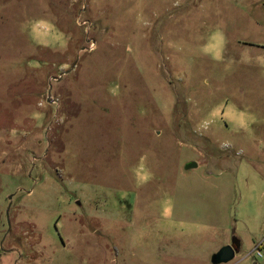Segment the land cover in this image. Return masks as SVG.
<instances>
[{
  "label": "rangeland",
  "instance_id": "rangeland-1",
  "mask_svg": "<svg viewBox=\"0 0 264 264\" xmlns=\"http://www.w3.org/2000/svg\"><path fill=\"white\" fill-rule=\"evenodd\" d=\"M262 233L264 0H0V264H264Z\"/></svg>",
  "mask_w": 264,
  "mask_h": 264
},
{
  "label": "water",
  "instance_id": "water-1",
  "mask_svg": "<svg viewBox=\"0 0 264 264\" xmlns=\"http://www.w3.org/2000/svg\"><path fill=\"white\" fill-rule=\"evenodd\" d=\"M196 163L193 161L185 162L183 165V169H188L191 167H195ZM238 248V240L232 238L229 243L220 246L215 252H213L209 256L210 264H219L229 261L234 252L237 251Z\"/></svg>",
  "mask_w": 264,
  "mask_h": 264
},
{
  "label": "built area",
  "instance_id": "built-area-1",
  "mask_svg": "<svg viewBox=\"0 0 264 264\" xmlns=\"http://www.w3.org/2000/svg\"><path fill=\"white\" fill-rule=\"evenodd\" d=\"M260 249H264V235L260 238L258 242H256L252 248V254L250 255L252 258L260 257Z\"/></svg>",
  "mask_w": 264,
  "mask_h": 264
},
{
  "label": "crops",
  "instance_id": "crops-1",
  "mask_svg": "<svg viewBox=\"0 0 264 264\" xmlns=\"http://www.w3.org/2000/svg\"><path fill=\"white\" fill-rule=\"evenodd\" d=\"M263 235H264V233H262V234H261V237H262ZM226 244H227V243H226ZM237 260H240V258H239V259H237ZM252 264H254V263H252Z\"/></svg>",
  "mask_w": 264,
  "mask_h": 264
}]
</instances>
